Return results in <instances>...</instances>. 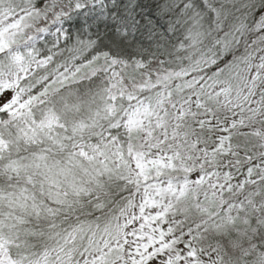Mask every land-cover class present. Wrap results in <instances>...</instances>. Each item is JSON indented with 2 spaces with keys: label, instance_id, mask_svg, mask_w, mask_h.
Masks as SVG:
<instances>
[{
  "label": "snow or ice",
  "instance_id": "6c2138e0",
  "mask_svg": "<svg viewBox=\"0 0 264 264\" xmlns=\"http://www.w3.org/2000/svg\"><path fill=\"white\" fill-rule=\"evenodd\" d=\"M0 264H264V0H0Z\"/></svg>",
  "mask_w": 264,
  "mask_h": 264
}]
</instances>
